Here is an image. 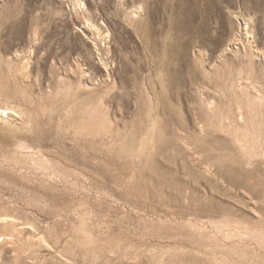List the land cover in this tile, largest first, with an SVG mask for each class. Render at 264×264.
Returning a JSON list of instances; mask_svg holds the SVG:
<instances>
[{
    "label": "rangeland",
    "instance_id": "rangeland-1",
    "mask_svg": "<svg viewBox=\"0 0 264 264\" xmlns=\"http://www.w3.org/2000/svg\"><path fill=\"white\" fill-rule=\"evenodd\" d=\"M0 264H264V0H0Z\"/></svg>",
    "mask_w": 264,
    "mask_h": 264
},
{
    "label": "bare ground",
    "instance_id": "bare-ground-1",
    "mask_svg": "<svg viewBox=\"0 0 264 264\" xmlns=\"http://www.w3.org/2000/svg\"><path fill=\"white\" fill-rule=\"evenodd\" d=\"M13 113H15V111L9 110L8 108L4 109V108L0 107V116H2V117H10V115Z\"/></svg>",
    "mask_w": 264,
    "mask_h": 264
}]
</instances>
